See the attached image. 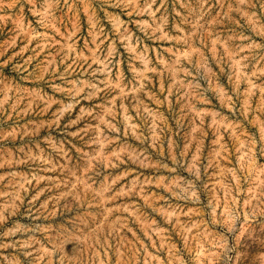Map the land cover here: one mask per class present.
<instances>
[{"label":"rangeland","instance_id":"rangeland-1","mask_svg":"<svg viewBox=\"0 0 264 264\" xmlns=\"http://www.w3.org/2000/svg\"><path fill=\"white\" fill-rule=\"evenodd\" d=\"M0 264H264V0H0Z\"/></svg>","mask_w":264,"mask_h":264}]
</instances>
